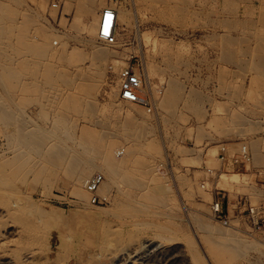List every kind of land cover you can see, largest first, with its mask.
<instances>
[{"label": "rangeland", "instance_id": "1", "mask_svg": "<svg viewBox=\"0 0 264 264\" xmlns=\"http://www.w3.org/2000/svg\"><path fill=\"white\" fill-rule=\"evenodd\" d=\"M0 1L6 3L11 23H21L26 17L33 20L29 35L46 42L56 52L46 62L57 69L71 73L75 69L59 60L62 44L67 55L74 49L90 51V38L83 30L73 28L79 18L75 0H65L59 9L51 8V0L44 5L40 0ZM171 2L174 5L176 0ZM263 2L242 0L238 14L232 15L209 1L205 6L198 5L196 0L191 5L182 1L177 4L179 10L172 11L163 0H106L107 6L128 16L126 20L119 18L117 42L109 47L120 55L102 68L95 96L96 113L83 115L66 108L63 96L70 93V88L45 81L42 68L39 82L44 94L38 102L21 103L20 107L26 120L51 132L56 130L54 121L62 113L77 136L84 127L100 131L99 124L106 123L108 131H112L108 141L116 143L118 154L126 151L121 157L133 155L127 169L140 183H130L119 176L110 180L104 171H94L89 177L87 174L86 182L96 174H103V181L109 183L105 191L95 194L96 203L91 201L93 195L85 184L80 189L88 196L85 199L78 196L74 178L61 171L47 175L46 181L41 182L29 176L17 194L8 192L7 183L0 193L5 201L0 210L6 211L18 202L24 209L20 218L35 219L43 233L36 244L21 248L12 234L16 228L13 219L8 214L0 216L4 222L2 229L10 232L0 261L3 264H264V243L258 230L264 212L256 214L255 224L250 212L251 208L264 210V75L258 72L256 63L250 62L249 68L243 69L224 60L213 37V31L223 33L224 29L211 23L217 17L243 21L246 27L233 30L234 35L245 37L256 46L260 40L257 35L264 32ZM103 8H98V26ZM39 29L50 40L38 37ZM97 33L94 43L106 46L98 41ZM115 62L116 70L111 66ZM125 67H132L142 76L145 105L119 99V73ZM146 73L152 90L146 87ZM24 82L32 81L28 78ZM6 83L17 102L22 97L35 98L31 93L24 96L16 92L10 78L6 77ZM174 83L179 89L172 97L168 92ZM112 88L117 90L115 98H110ZM130 109L137 123H142L143 131L128 138L121 123ZM3 129L0 124V146L5 143ZM243 147H247L249 160L240 159ZM96 164L101 166V161L96 160ZM215 200L227 215L229 225L216 219L212 210ZM201 223L212 229L207 231ZM100 228L104 232L98 247L76 237L79 232L91 229L96 232ZM67 247H74L77 257ZM82 250L86 252L79 258Z\"/></svg>", "mask_w": 264, "mask_h": 264}, {"label": "bare ground", "instance_id": "2", "mask_svg": "<svg viewBox=\"0 0 264 264\" xmlns=\"http://www.w3.org/2000/svg\"><path fill=\"white\" fill-rule=\"evenodd\" d=\"M15 1L18 3L24 2V0H15ZM40 1H41V5H44L46 4L48 0H40ZM75 1L77 3L76 9L78 12L77 14H79V18L77 22L74 24V26L73 25L72 26L74 29L75 28L81 29L86 33L88 38H90L89 42L91 46H90L89 52L74 49L67 55L64 52V48H63L64 44H62V49L60 50V53H59V56H60L59 60L62 61L63 63L70 64L69 66L74 67L75 69H74V72L72 73L66 70H59L54 66V64L46 62V60L53 58L56 55V52L52 51L50 46L47 45L46 42L41 43L37 41L34 36L32 37V34L30 37L29 33L31 30L33 20L30 17H26L24 21L21 23L19 22L11 23L9 19L7 18L6 3L3 1H0V62H1V65H0V87L1 88L0 89L2 91L1 92L2 94H0V124L4 128L2 130V137L4 138V142H5L3 145L1 144L0 146V193L3 189V186L8 183L9 184L8 192L10 193L15 192L17 194L19 193V187L27 183L29 176H32L34 181L41 182V181H46L47 175L49 174H52V176L54 174L56 175L58 171L70 174L71 176H68V177L74 178L73 181L75 182V185H76L75 192L82 199H85L88 195L80 188H82L83 184H86V175L88 174V177H89L90 175H92V172L94 171H99L101 173L104 171L108 175L110 180H113L119 176L124 181L134 183V184L140 183L137 181L136 178H134V176L131 175L130 171L127 169L128 160L133 155L128 154L127 156L121 157L124 154V152L127 153L126 151H124L122 154H118L120 151H116V143L108 141V134H110L111 130L108 131L107 129L108 125H106V123L99 124L102 127L100 131L84 127L81 129L80 134L77 136L75 135L74 131H72V129L68 127L67 118L64 113L60 114V116H58V118L54 121L56 125V130L54 132L43 130L40 127V125L34 123L33 121L26 120L22 114V110L20 107L21 103L23 104H27L31 102L36 103L38 102L39 97L44 94L40 86V82H39V75L41 73L40 68H42V74L44 76L45 81L55 86L58 85V83H61L70 88V93L63 96V99H64L63 104L66 108L73 110L77 113H81L83 115L85 114L93 115L97 111L96 104H95V100H96L95 96H96V91H98L100 88V82H101L102 73H103L102 68L109 65L110 60L112 58L120 55V54L118 55L117 51L109 48L110 45L104 44L106 46H100L101 44L96 45L94 43V38H95L94 36L96 35V32L99 29L98 8L103 6L104 7L103 10H105V9H114V7L107 6L106 0H75ZM131 1L133 2V0ZM163 1H165V3L167 4L168 9L172 11L173 10L177 11L179 10L177 6L178 3H181L182 1H184V3L186 2L192 3L194 0H176V3L174 5H173L174 2H171V0H163ZM196 1L198 5H202V6L203 5L205 6V4H207L208 1L212 2L213 5L215 6H221L222 12H225L226 14L237 15L238 7L242 0H222V2H220L219 0H196ZM152 4L154 3L152 2ZM68 5L72 6V4L70 3H68ZM263 5H264V2H263ZM154 9L155 7L153 8V10ZM116 12H117L118 20L119 18H123L124 20L127 19L128 15L126 16V14H121V12L119 11H116ZM184 12L185 11H183V13ZM185 16H187V14ZM205 20L206 19H204V21ZM211 23L213 24L215 23V25H217L219 28L224 29L223 33H218V32L213 31V37H214L216 46L221 49L222 51L221 55L224 60L228 61L229 63L235 64V66L238 65L243 69H248L249 64L256 63L255 64L256 69L258 70V72L264 75V32L260 35H257V37H259L260 40L257 41L256 46H252V44L248 42L245 37H238L234 35L233 33V30H237L239 28L243 30L246 27V24L243 21H238V20L234 21L229 18L219 19V17H217ZM173 25H174V22L172 26ZM37 36L40 38L46 39V40H50L49 36H47V34L44 33L43 30L41 29L37 30ZM213 45L215 46V44ZM6 47H9L11 49L12 52L10 51L9 52L10 54H8ZM4 49L6 50L4 51ZM6 51L7 53H5ZM224 60L222 61L224 62ZM116 62L111 65L114 70H116L118 67ZM153 68H154V65H153ZM243 69H240V70H243ZM155 70H156V66H155ZM136 73L139 76H141L138 72ZM6 77L10 78L13 81V83H15L16 92H21V94H23L24 96H25V93L27 94L31 93L35 95V98H26V97L23 98L22 97L17 102L14 99V94L11 92L10 88L8 87L6 83ZM28 78H30L32 82H29V83L24 82V79L26 80ZM146 79H147L146 87L149 90H152V87H150V83H149V73H146ZM178 89L179 87L177 86L176 83L172 84V86L169 89L168 95L173 97L174 95L178 94ZM145 95L146 93L144 92V84H143V88L139 94V97L144 103L146 102V99L144 98ZM116 96H117V90L115 88H112L110 92V98H115ZM172 106L173 105H171V107ZM127 113H128V117L126 118L125 121H122L121 126H122V129L124 130V135L128 138H131V137L137 136L140 132H142L143 127L141 126L142 123L138 124L137 123L138 119L136 121V118L133 117L134 112L131 109ZM255 158L257 160L260 159L259 155L257 154L255 155ZM96 160L101 161V166L96 164ZM135 162L136 161H134V163ZM137 164H133V165H136L138 167ZM108 184H109L108 182L103 181L98 191H105L108 187ZM148 196L152 197L150 195ZM4 202L5 201L0 198V204ZM23 212H24V209L19 207L18 202H14L8 208V210L6 209L5 211L1 209L0 216L4 217L5 214H8L10 216L9 218L13 219L11 222L15 224L16 228L12 230V234L17 238L16 240L18 242L14 238L13 239L18 243V245L21 246V248H26L40 241L39 236L43 233V228L37 223L35 219L22 220L20 218V215ZM119 214H122V213H119ZM3 220H7V218ZM206 223H201V227L206 229L207 231L208 230L210 231V229L212 228H210L211 226ZM3 225H4V222L0 221V254H2L1 256H3L4 253L6 252L7 244L10 241L9 240L10 232L8 230L2 229ZM72 227H73V224H72ZM90 228L92 227L90 226ZM104 228H100V231H96V232L93 231L92 229L91 231L86 232V233L85 231L79 232V234H77L76 237L86 242L89 245L91 244V245H94L95 247H98L99 246L98 244H100L99 241L102 238L101 233L104 232ZM67 232H68V229H67ZM217 232L221 235L225 234L222 231L221 232L217 231ZM124 233L126 234V232ZM67 239H70V238H67ZM142 241L144 242V240ZM75 242L77 243V241ZM152 244H154V241L153 243H151V245ZM229 246H233V244L229 243ZM67 248L69 249V251H71L73 256L77 257L76 255H74L76 254V252L74 251L75 250L74 247H67ZM85 252L86 251L82 250V252L79 253L78 255L79 258L82 257V254H84ZM52 253H54V251ZM60 258L61 257H59V259ZM46 260L48 259L46 258ZM126 260H128V258ZM197 261L199 262V260ZM136 263H137V260H136ZM0 264H3V262L0 261ZM137 264H139V262Z\"/></svg>", "mask_w": 264, "mask_h": 264}, {"label": "built area", "instance_id": "3", "mask_svg": "<svg viewBox=\"0 0 264 264\" xmlns=\"http://www.w3.org/2000/svg\"><path fill=\"white\" fill-rule=\"evenodd\" d=\"M65 0H51V8L59 9ZM117 29H118V16L115 9H105L101 13L99 29H98V41L106 45H115L117 42ZM143 88V80L141 76L136 73V70L132 67H125L122 69L119 75V99L123 102L133 103V104H146L144 103L139 94ZM224 151V149H223ZM224 159V158H223ZM240 159L249 160V154L247 147H243L241 150ZM236 161V159H235ZM237 162V161H236ZM263 177H264V171ZM103 182V175L96 174L86 182L87 191L92 194L91 201L93 203L97 202V196L95 195L99 190L100 185ZM264 187V183H263ZM212 210L216 219L223 225H229L230 221L227 215L224 213L220 203L215 200L212 204ZM252 222L255 224V219L257 215L264 212L263 208H251ZM257 214V215H256ZM258 230L260 231L262 242L264 243V221L260 224Z\"/></svg>", "mask_w": 264, "mask_h": 264}, {"label": "crops", "instance_id": "4", "mask_svg": "<svg viewBox=\"0 0 264 264\" xmlns=\"http://www.w3.org/2000/svg\"><path fill=\"white\" fill-rule=\"evenodd\" d=\"M102 13V12H101Z\"/></svg>", "mask_w": 264, "mask_h": 264}]
</instances>
